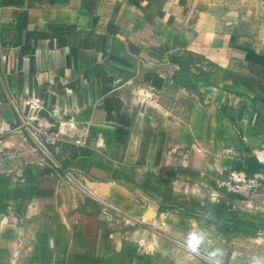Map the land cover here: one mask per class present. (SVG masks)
<instances>
[{
  "label": "crops",
  "instance_id": "crops-1",
  "mask_svg": "<svg viewBox=\"0 0 264 264\" xmlns=\"http://www.w3.org/2000/svg\"><path fill=\"white\" fill-rule=\"evenodd\" d=\"M31 94L64 139L8 137L0 264H208L197 226L223 264L264 255V193L214 191L264 173V0H0V120Z\"/></svg>",
  "mask_w": 264,
  "mask_h": 264
},
{
  "label": "built area",
  "instance_id": "built-area-1",
  "mask_svg": "<svg viewBox=\"0 0 264 264\" xmlns=\"http://www.w3.org/2000/svg\"><path fill=\"white\" fill-rule=\"evenodd\" d=\"M26 109L19 112V119L15 122L0 120V162L5 159L8 137L13 134L26 133L28 137L46 155L51 148H55L62 143L64 134L59 129H52V126L45 125L47 117L51 114L45 101L38 95L31 94L25 99ZM65 179L78 186L82 192L88 195L93 193L72 173L67 171ZM214 191L226 199L233 202L250 200L264 193V173L251 171L247 166L233 167L227 170L221 177L217 178L214 184ZM104 205V210L113 208L103 200L97 198ZM180 247L186 251L190 257L200 259L206 263L207 252L201 247L199 252H191L184 243H179Z\"/></svg>",
  "mask_w": 264,
  "mask_h": 264
},
{
  "label": "clouds",
  "instance_id": "clouds-1",
  "mask_svg": "<svg viewBox=\"0 0 264 264\" xmlns=\"http://www.w3.org/2000/svg\"><path fill=\"white\" fill-rule=\"evenodd\" d=\"M210 239V233L206 228L199 226L188 231L184 239L185 247L191 252H199L201 246ZM224 252L220 247L210 248L206 254L208 264H223ZM247 264H264V255H252Z\"/></svg>",
  "mask_w": 264,
  "mask_h": 264
}]
</instances>
